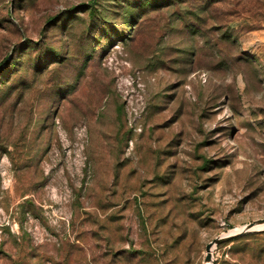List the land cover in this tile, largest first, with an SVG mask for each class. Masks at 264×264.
Listing matches in <instances>:
<instances>
[{"label":"rangeland","instance_id":"obj_1","mask_svg":"<svg viewBox=\"0 0 264 264\" xmlns=\"http://www.w3.org/2000/svg\"><path fill=\"white\" fill-rule=\"evenodd\" d=\"M260 218L264 0H0V264H207Z\"/></svg>","mask_w":264,"mask_h":264},{"label":"water","instance_id":"obj_2","mask_svg":"<svg viewBox=\"0 0 264 264\" xmlns=\"http://www.w3.org/2000/svg\"><path fill=\"white\" fill-rule=\"evenodd\" d=\"M260 225H264V218L256 219L252 222H249L239 232L228 233L227 235L225 234V235H222V236L215 238L214 240H211L207 245V253H206V257H205V262L206 263L209 261L213 262L212 247L214 245L217 246V245L224 243L225 241H227L233 237H236V236H239L242 234H246V233L251 232V231H264V228H258Z\"/></svg>","mask_w":264,"mask_h":264},{"label":"bare ground","instance_id":"obj_3","mask_svg":"<svg viewBox=\"0 0 264 264\" xmlns=\"http://www.w3.org/2000/svg\"><path fill=\"white\" fill-rule=\"evenodd\" d=\"M258 228H264V225H260ZM239 229L233 230V231H238ZM232 231V232H233ZM214 247L216 248V245H214ZM212 251H213V247H212ZM213 254V252H212ZM207 264H213L211 261L207 262Z\"/></svg>","mask_w":264,"mask_h":264},{"label":"trees","instance_id":"obj_4","mask_svg":"<svg viewBox=\"0 0 264 264\" xmlns=\"http://www.w3.org/2000/svg\"><path fill=\"white\" fill-rule=\"evenodd\" d=\"M151 4V3H150Z\"/></svg>","mask_w":264,"mask_h":264}]
</instances>
